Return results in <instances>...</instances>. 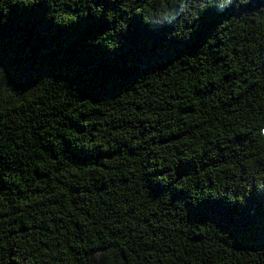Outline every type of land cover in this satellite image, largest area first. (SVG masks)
I'll return each mask as SVG.
<instances>
[{"label":"trees","instance_id":"trees-1","mask_svg":"<svg viewBox=\"0 0 264 264\" xmlns=\"http://www.w3.org/2000/svg\"><path fill=\"white\" fill-rule=\"evenodd\" d=\"M0 264H264V0H0Z\"/></svg>","mask_w":264,"mask_h":264},{"label":"clouds","instance_id":"clouds-1","mask_svg":"<svg viewBox=\"0 0 264 264\" xmlns=\"http://www.w3.org/2000/svg\"><path fill=\"white\" fill-rule=\"evenodd\" d=\"M227 3H231V0H227ZM225 5L221 4L220 7L223 8ZM175 19V17H173Z\"/></svg>","mask_w":264,"mask_h":264}]
</instances>
